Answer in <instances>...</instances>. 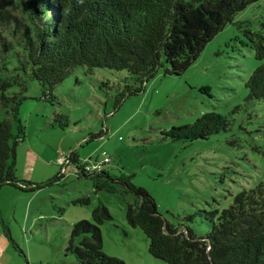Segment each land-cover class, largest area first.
<instances>
[{"label": "rangeland", "instance_id": "obj_1", "mask_svg": "<svg viewBox=\"0 0 264 264\" xmlns=\"http://www.w3.org/2000/svg\"><path fill=\"white\" fill-rule=\"evenodd\" d=\"M263 21L264 0L240 13L183 75L165 76L159 70L144 92L118 109L117 96L134 85L127 72L79 68L55 89L53 105L41 100L39 83L22 73L28 99L19 112L25 140L17 149L18 177L45 184L62 174L60 160L70 151L81 165L105 152L112 162L104 172L113 180L132 176L167 222L205 238L210 228L200 211L221 213L235 196L264 180V100L249 101L245 87L262 64L248 32L260 31ZM20 90L15 86L10 93ZM54 113L68 117L67 128L51 126ZM207 113L224 116L228 130L189 143L163 138L162 131L193 124ZM66 169L61 179L35 193L0 190V215L13 241L0 222V246L10 248L2 262L11 264L15 257L19 264H79L68 251L73 225L93 222V211L102 206L113 217L101 227L107 256L126 264H165L151 256L143 231L128 224L127 204L134 197L119 186L116 192L98 191L90 177L78 175L76 165ZM81 198L89 204H74Z\"/></svg>", "mask_w": 264, "mask_h": 264}, {"label": "trees", "instance_id": "obj_2", "mask_svg": "<svg viewBox=\"0 0 264 264\" xmlns=\"http://www.w3.org/2000/svg\"><path fill=\"white\" fill-rule=\"evenodd\" d=\"M262 0H0V190L11 187L35 193L45 184L21 181L17 149L25 140L20 108L28 99L27 80L39 83L44 102L53 105L55 89L77 69L127 72L134 85L117 96L115 109L141 94L159 70L165 76L183 75L219 33L236 17ZM255 57L262 64L245 83L249 101L264 100V21L258 32H248ZM23 73V75H22ZM18 86V93L10 90ZM67 128L68 117L54 113L52 127ZM224 116L207 113L193 124L162 131L165 140L194 142L227 131ZM88 140V142H90ZM70 161L81 168L75 151ZM96 190L116 192L135 200L127 204V221L143 231L149 253L165 264H264V180L234 197L221 213L198 215L210 232L199 238L188 227L177 228L159 214L156 200L136 187L132 176L113 180L110 173L86 176ZM111 183V184H110ZM21 185V186H20ZM88 205V198L74 202ZM93 222L73 225L68 251L79 264H126L103 252L101 227L113 219L105 207L92 213ZM189 221L193 217L186 218ZM3 231L12 241L2 220ZM13 242V241H12Z\"/></svg>", "mask_w": 264, "mask_h": 264}, {"label": "built area", "instance_id": "obj_3", "mask_svg": "<svg viewBox=\"0 0 264 264\" xmlns=\"http://www.w3.org/2000/svg\"><path fill=\"white\" fill-rule=\"evenodd\" d=\"M112 160L107 153H102L101 157L97 158L92 164L85 163L81 165L79 169L80 174L86 176H96L100 175L105 171V167L110 166ZM60 163L63 166L62 174L66 173V168L69 164H73L70 161V154L60 160Z\"/></svg>", "mask_w": 264, "mask_h": 264}, {"label": "crops", "instance_id": "obj_4", "mask_svg": "<svg viewBox=\"0 0 264 264\" xmlns=\"http://www.w3.org/2000/svg\"><path fill=\"white\" fill-rule=\"evenodd\" d=\"M70 152H72V151H70ZM78 158H79V156H78ZM26 180H29V178H27ZM24 182H27V181H24ZM34 184H37V183H34ZM9 251H10V248L8 246H3V245L0 246V264H9V263H5V262L1 261L2 258L5 257V255H10ZM21 254H23V252H21ZM11 264H19V263L17 262V259H15V257H14V262H12Z\"/></svg>", "mask_w": 264, "mask_h": 264}]
</instances>
